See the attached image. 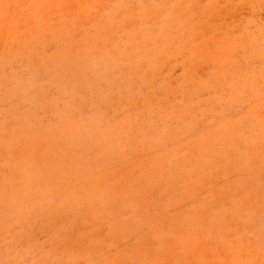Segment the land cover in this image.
Segmentation results:
<instances>
[{
    "label": "rangeland",
    "instance_id": "obj_1",
    "mask_svg": "<svg viewBox=\"0 0 264 264\" xmlns=\"http://www.w3.org/2000/svg\"><path fill=\"white\" fill-rule=\"evenodd\" d=\"M150 1L176 0H0V264H264V131L246 146L236 133L264 130V0H199L225 9L211 32L257 29L225 53L178 37L173 50L152 52L167 61L152 70L167 86L154 107L196 111L184 114L186 135L170 117L180 149L221 146L199 179L168 162L164 146L127 150L133 93L121 49L135 18L152 15L159 28L166 13ZM186 1L190 24L198 6ZM221 113L237 120L203 135L219 130Z\"/></svg>",
    "mask_w": 264,
    "mask_h": 264
},
{
    "label": "bare ground",
    "instance_id": "obj_2",
    "mask_svg": "<svg viewBox=\"0 0 264 264\" xmlns=\"http://www.w3.org/2000/svg\"><path fill=\"white\" fill-rule=\"evenodd\" d=\"M240 1L249 0H238V2ZM201 4L202 3L199 0L194 1V5L198 6L192 12L195 13L194 20L190 24H185L182 11H185L183 10L184 8H186L187 12H191L192 10L186 0H176L175 4H168L166 6H162L161 8L157 2L150 1L149 6H147L148 8H160L166 13H159L160 24L159 28L156 29L157 32H155L156 30H153L151 26L153 23L152 20H154V17L152 15H149L147 19L144 17L135 18V27L131 29V36L129 37L130 43L128 45H125V47L121 49L122 52L120 59L122 75H124L126 83L131 86V90L133 93L132 98L128 101L129 106L127 114L129 123L127 127L128 134H131L130 136L135 138L133 141V143L135 144L128 146L127 150L134 152L138 150L137 146H141L146 150L154 151V146L159 148H162L164 146V149H162V153L167 152L169 154L164 156L168 159V162L173 161L177 168H179L178 165H180L181 163L180 168L182 169L184 177L188 178L191 175L197 179L202 177L204 172L208 171L206 169H209L211 167L214 158H217V156H222L223 152L220 151L221 153L219 155V152L217 153L221 146L218 145L219 141L213 142L215 145H212V141L208 142L204 140L196 145H191L188 148L186 147L180 149L179 145L182 141H180L176 134H174L176 131L175 129L178 125H176V123H173L174 121H171L170 117L173 116L178 118L180 124L179 126H183L181 131L184 132V135H186V133L190 131L188 129H190L192 125L184 121V114L192 113V111L194 110L190 108L188 109V105L190 102L185 103L182 109H180L179 111L172 109L173 106L171 105L164 108L156 106L154 107V102L151 101V98H154L155 89L164 92L166 91L167 86L165 80H163L164 78L156 79V75L152 73V70L156 69L157 67H163L165 64H167V61L165 59L158 60L154 58L152 52L157 48H162L168 51L173 50V39L177 37L180 38L186 46H190L194 51L201 49L205 44L210 43L213 46L211 49L215 50L216 52L222 53L227 52L230 46H236L240 41L254 35L252 31H256L257 29H259V31H256L258 32L257 35H259L258 38L264 39V24L259 25L257 29L254 30H237L236 32H234L225 29L224 31H220L219 33L214 30H212L211 32L210 30L212 29V21L215 18L221 16V12L225 9H210L209 5L202 4V6H199ZM251 19L254 20L255 17H247V21ZM195 62L196 60H194L193 58L190 63L191 65H193ZM217 64L222 65V63ZM221 72L222 69H220V73ZM144 78L149 79L148 81H144ZM212 78L213 77L209 76L204 82V86L202 85V88L209 86V82H211ZM226 83L229 82L227 81ZM225 87L229 91V97L226 96V98H224L222 102L230 103L231 100L229 99L233 97V91L238 89L239 84L235 81L232 86L229 87L227 84ZM211 88H213V86H211ZM136 99H139L142 102L141 106L138 109L130 108V105ZM211 100L219 102V100L221 101L222 98H219V100L212 98ZM210 102L211 105L213 101ZM245 112L246 114L252 113L253 115H257V113H259V109L255 106H248ZM155 114L159 115V123H156ZM243 116L244 115H242V117ZM217 118H222L218 121V126L220 127L219 130L215 131V129L213 128H207V130L202 133L203 135L207 136L212 133H224V131L228 129L231 124L235 123V120H237L231 119L229 116L222 113ZM263 131L264 130L252 131L251 129H249L248 132L244 134L242 130L236 133L238 139L240 140V143L243 144L245 138H247L250 140V142L252 141L253 144H256L263 137ZM168 138L171 139L170 143L167 142ZM223 142L225 143L226 141ZM228 145L230 146L229 142ZM177 148L179 150V154L176 153ZM231 148L235 149L237 152L240 151L241 154H245V149L237 148V146H232ZM167 149L171 150L167 151ZM172 149H176V151L174 152ZM193 172H195L196 175L197 173H199V177L196 176ZM17 193L18 192H16V194ZM11 195L13 196V194ZM2 210V212L5 213L4 208H2Z\"/></svg>",
    "mask_w": 264,
    "mask_h": 264
}]
</instances>
